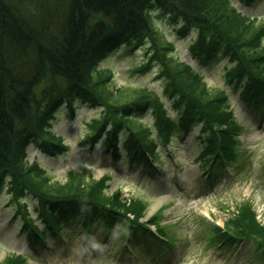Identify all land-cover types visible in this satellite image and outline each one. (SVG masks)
<instances>
[{"label": "trees", "instance_id": "obj_1", "mask_svg": "<svg viewBox=\"0 0 264 264\" xmlns=\"http://www.w3.org/2000/svg\"><path fill=\"white\" fill-rule=\"evenodd\" d=\"M153 5L161 13L198 25L192 44L197 55L222 45L228 54L235 50L236 66L229 74L239 82L243 80L241 98L249 105H264V21L242 13L231 0H0V190L6 184L18 201L28 192L39 197L38 215L46 228L35 222L27 207L18 210L33 241L47 238L50 231L62 233L65 223L82 209L88 220L101 209L108 218L131 212L145 234L150 232L148 222L166 233L156 214L146 223L141 221L148 207L144 200L134 198L126 203L118 189L108 192V173L91 181L51 183L37 157L32 161L28 158L33 140L55 154L65 149L62 137L50 127L54 112L63 101L73 108L81 99L106 106L101 118L89 123L84 141H95L105 134L106 150L118 157L117 130L130 123L135 128L129 126L131 133L124 142L130 160L148 163L147 153L159 159L158 144L169 143L174 131V121L159 94L147 87L128 91L114 88L113 71L99 69L105 55L123 42L133 47L147 44L151 37L154 51L150 63L161 61L166 90L178 94L175 105L184 104L178 123L183 128L198 115L214 132L199 157L201 164L216 167L221 164L219 154L228 161L237 159L234 132L242 124L224 105L225 90L212 93L188 62L176 64L170 51L172 42L161 40L153 29ZM150 101L157 116L153 128L142 120L135 123L138 118L130 116L144 110ZM243 202L236 205L225 228L215 226L212 243H232L247 237L264 249V224L253 205ZM23 260L22 254H16L1 264Z\"/></svg>", "mask_w": 264, "mask_h": 264}, {"label": "rangeland", "instance_id": "obj_2", "mask_svg": "<svg viewBox=\"0 0 264 264\" xmlns=\"http://www.w3.org/2000/svg\"><path fill=\"white\" fill-rule=\"evenodd\" d=\"M231 2L242 13L264 21V0H255L252 4H245L240 0ZM150 8L153 13V29L159 33L161 40L167 38L175 46L170 51L176 64L182 61L190 62L212 93H216L217 89H224V105L231 108L245 124L238 133L242 168L238 160L237 164H227L226 173L222 177L206 179L207 182L199 180L206 176L203 171L205 166L198 160L207 142L201 141V137L207 139L211 133V130L204 126V121H199L195 122L188 132L183 133V130L178 129L175 134L172 133L169 147L174 148L180 161L179 168H172L170 164L163 163L162 170H170L166 175L153 178L145 168L129 164L123 144L128 133L125 127L119 137V144L122 146L119 159L114 160L111 154L103 149V138L93 148L88 143L82 144L89 130L87 123L94 118H101L106 109L102 104L92 103H79L73 110L63 105L57 110L50 127L62 137L67 149L58 155H51L41 151L37 143L32 142L28 158L32 161L37 157L40 165L46 169L51 183L71 180L76 182V179L91 181L108 173V192L118 189L126 203L134 198L144 200L148 205L146 217L156 214L157 220L162 223L160 226L168 235L176 237L169 244L147 237L153 242V246H160L154 247L153 250L163 253V257L159 258L156 264H264V249L253 239L239 240L232 246L209 244V241L213 240L215 225L213 219L210 220L211 217L222 223L230 215L229 210L244 203L243 201L253 205L264 224V113H256L262 123L255 121L251 110L240 100L238 90L224 82L225 68L229 65L227 56H219L204 64L196 63L188 49L191 36H180L177 33V24L171 22L168 16L159 15L158 9H155L157 6ZM147 39V44L143 47L137 46L132 51L128 50L127 45L110 51L99 62V69L105 67L113 71L111 84L114 88L122 87V91H128L147 87L154 90L161 96L162 102L166 103L167 113L175 117L174 121L177 123L184 104L180 105L179 109L177 105L180 103L175 105L174 102L178 94H170V98L169 94L165 93L164 83L158 76V69L163 67V64L159 63L161 61L155 60L159 63L156 66L144 67L148 56L154 51L150 45L152 38ZM156 47L160 50V47ZM133 116L138 118L135 121L137 124H140L141 120L152 124L155 111L149 107L142 115ZM124 125L135 128L130 123ZM161 147V154H166L167 150ZM72 171L76 172L75 175L71 174ZM177 176L184 183V189L177 187ZM21 207H27L31 216L36 217L37 208L40 207L39 197L28 193L24 200H15L5 184L0 190V264L5 258L8 261V256L17 253L25 256L22 264H152L151 251L143 255V251L147 250L146 246H143V249H135L137 256L130 255L126 248V231L131 216L129 220L119 218L118 225L110 233L104 234L102 227L92 226V230L86 231L82 227L83 217L78 214L74 223L68 225L61 236L51 235L46 241L33 243L27 237L24 217L18 212ZM98 221L102 223L100 218ZM35 222L46 228L39 218H36ZM167 223H171V226ZM131 229L136 230L137 227ZM167 246L171 247L169 251Z\"/></svg>", "mask_w": 264, "mask_h": 264}]
</instances>
